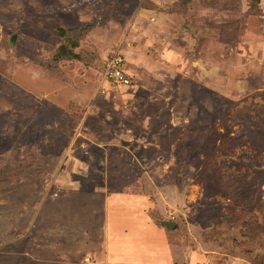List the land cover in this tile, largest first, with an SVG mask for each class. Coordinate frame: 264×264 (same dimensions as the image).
I'll list each match as a JSON object with an SVG mask.
<instances>
[{"label": "rangeland", "instance_id": "rangeland-1", "mask_svg": "<svg viewBox=\"0 0 264 264\" xmlns=\"http://www.w3.org/2000/svg\"><path fill=\"white\" fill-rule=\"evenodd\" d=\"M113 56L130 87L104 85ZM60 174L142 196L157 264H264V0H0V200L6 178L49 195ZM24 191L0 212V264H106L87 233L26 230Z\"/></svg>", "mask_w": 264, "mask_h": 264}, {"label": "crops", "instance_id": "crops-1", "mask_svg": "<svg viewBox=\"0 0 264 264\" xmlns=\"http://www.w3.org/2000/svg\"><path fill=\"white\" fill-rule=\"evenodd\" d=\"M91 145L102 156L105 154L106 145L101 143ZM27 178H6L9 190L4 192L2 198L5 199L0 200V212L3 208L11 211L10 207L15 204L14 187H17L18 194H23L24 190H27L20 204L17 205L20 217L27 218L26 230L36 227H43L46 230L51 228L53 236L57 233L59 236L61 231L59 233L58 230L73 236L80 232L87 233L79 243L87 249L93 247L100 249L107 256V259L103 260L106 264H116L115 261L118 262L117 264H157L163 259L162 252L169 250L162 238L165 236L163 230L165 228L161 225L155 226V222L147 216L150 206L144 205L142 196L110 194L105 192L106 188L103 187L99 191L85 190L81 187V182L72 180L65 174L55 176L51 180L54 189L47 195L42 191L33 190L35 188L33 185L36 186L38 182L34 183V178ZM101 184L105 187L107 180L105 179ZM57 185L67 187H56ZM1 196L2 192L0 198ZM126 214H130L128 220L125 219ZM131 226L135 227L133 231L130 229ZM127 235L137 245L134 248L140 255H131L130 258L124 256V250L131 248V245L125 241ZM152 235L158 237L154 244L150 245L149 237ZM154 252H157L155 259L149 260L148 255ZM142 256L145 258L142 259Z\"/></svg>", "mask_w": 264, "mask_h": 264}, {"label": "built area", "instance_id": "built-area-1", "mask_svg": "<svg viewBox=\"0 0 264 264\" xmlns=\"http://www.w3.org/2000/svg\"><path fill=\"white\" fill-rule=\"evenodd\" d=\"M123 62L121 56H113L105 60L102 81L107 89L116 90L132 85L131 79L123 71Z\"/></svg>", "mask_w": 264, "mask_h": 264}, {"label": "trees", "instance_id": "trees-1", "mask_svg": "<svg viewBox=\"0 0 264 264\" xmlns=\"http://www.w3.org/2000/svg\"><path fill=\"white\" fill-rule=\"evenodd\" d=\"M75 47H76V44L75 43L72 44V49ZM72 49L68 50L66 47L61 48L55 57V61L70 60L71 57L73 58L74 56L71 52ZM123 71L131 79L130 74L124 70V62H123Z\"/></svg>", "mask_w": 264, "mask_h": 264}]
</instances>
